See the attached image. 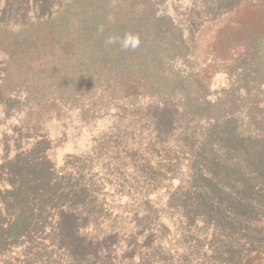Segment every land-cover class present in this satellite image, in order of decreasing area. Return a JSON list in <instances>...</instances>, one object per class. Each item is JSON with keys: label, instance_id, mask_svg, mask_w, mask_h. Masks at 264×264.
Returning a JSON list of instances; mask_svg holds the SVG:
<instances>
[{"label": "trees", "instance_id": "trees-1", "mask_svg": "<svg viewBox=\"0 0 264 264\" xmlns=\"http://www.w3.org/2000/svg\"><path fill=\"white\" fill-rule=\"evenodd\" d=\"M190 1L186 20L166 13L164 0L94 1L78 10L79 21L53 20L32 42L62 62L52 70L92 89L79 106L48 99L46 82L28 89L25 105L0 95V130L10 129L0 132V264H135L143 245V264L264 256V29L248 24L251 37L230 50L235 58L221 52L229 33L209 21L264 0ZM127 32L140 36L135 51L105 44ZM27 65L30 76L47 72L45 62ZM216 73L226 74L222 91L211 90ZM15 110L21 120L8 126ZM52 120L63 125L54 136ZM84 134L87 146L58 160L56 149ZM161 168L187 173L164 203ZM135 190L144 194L123 210L106 199Z\"/></svg>", "mask_w": 264, "mask_h": 264}, {"label": "rangeland", "instance_id": "rangeland-1", "mask_svg": "<svg viewBox=\"0 0 264 264\" xmlns=\"http://www.w3.org/2000/svg\"><path fill=\"white\" fill-rule=\"evenodd\" d=\"M94 1L100 2L102 0H0V68H2L4 60L5 63H9V71L5 76V80H1L0 93L2 94L0 95L3 97V100L8 101L11 97H15L17 94L19 98L23 99L25 105V96L28 89L34 84H42L46 82V89L51 88L49 94H52L51 97H49L48 94V99L54 100L56 103L68 102L71 105L77 106L84 102L87 104L89 103V96L92 89V86L89 85V80L85 79L81 81L78 80L77 77H75L71 72L65 73L60 69L52 70V67L57 64H61L62 62L60 60H56L55 62L52 60L48 61L47 56H56V54L48 52L47 50H43L40 47H34L32 42L48 35L47 26L48 24H54L53 20L58 18L64 20L65 22L68 20L67 23L69 24L79 21L80 19L78 18L77 14L78 10L88 8V6L93 5ZM187 1L188 0H185V5L180 8L179 4L182 2V0H164L162 8H166V13L173 17L178 16L180 13L179 16H181V19L186 20L187 16L189 17L190 15V10L192 9L191 1L189 4ZM187 4V10L184 12L183 10H185ZM254 5L256 4L253 3L248 7L244 4L241 7H237V9L230 15H226L227 13L224 11L222 14L220 12V14L217 15L213 21L209 20L210 23L212 22L211 25L217 24L218 29H225V32L229 33L228 37L231 36L230 38H226L230 39L229 46L221 49V52L227 54L233 53L235 54L236 58L237 51L230 50H234L233 48H238L237 44L240 40L251 37L252 29L249 28L248 24H255L257 29H264V2H261L260 7L258 8H255ZM227 6L230 7L231 4L221 3L218 5V7H215L225 9ZM156 7H158L160 10L161 4L160 6L156 5ZM43 14H50V18L47 19L48 17L46 15L43 16ZM21 22H28L30 25L28 28H22L20 26ZM208 26L209 25L205 27V32L202 30L201 34L203 37L208 32ZM209 29H212L211 26H209ZM219 32H222V30H219ZM209 35H212V33ZM200 48H202V46ZM227 48L228 50L224 51ZM10 54L15 56L12 60L10 59V56H12ZM58 54L62 55L63 57L69 55L60 54V52ZM28 55H31L32 59L27 57ZM210 58L213 57L210 56ZM28 62L31 64V68H35L37 65L45 62L47 72L42 73L43 75L40 76H30L28 74ZM228 64L229 62H226V65ZM210 84L212 86V91L217 89L222 91L223 87L228 84L226 80V74L216 73V75L213 76ZM12 90L14 91L10 93ZM39 100H41L40 95L34 98L33 103H36ZM3 109L4 108L0 106V115L3 112ZM21 109H23V107H21ZM19 117H21V114L15 110L7 123L8 126L18 124L21 120ZM104 122L105 119H101L99 121V126ZM46 125L51 129L53 136L63 131V125L61 122L52 120L51 122L46 123ZM3 130L10 132V129ZM3 130H0V132H3ZM84 135L85 136L79 140L78 145H76L74 141H68L67 143L58 147L55 152L57 154L58 160H60L61 156L67 151L85 148L88 144V138L86 137L87 134ZM160 167L158 166V168ZM186 175V169L182 168H173V170L168 168L160 169V179L155 182L157 184L160 183V187L162 189L160 198L162 203L166 202L169 194L175 191V189L180 185L181 180L185 178ZM132 192V195L129 193H125L123 195L115 193L113 199H111V195H108V198L106 199L110 203H117V205H120V210H123L125 206L131 205L132 200L134 201L138 199L137 197H140V195L144 194V192L141 193L137 190ZM155 196L156 195L148 197L151 199L152 203L157 202V197L155 198ZM115 209H117V207ZM172 219L174 218L172 217ZM66 227L72 228L69 224H67ZM173 232L174 230L172 229L170 233L173 234ZM144 248L145 245L141 246L140 250L138 249L136 252L137 257L135 260L138 262H135V264H143V262L140 260V255L142 254ZM255 257L256 255L254 254L253 257L249 258L246 262H241V264H247L248 261H252ZM174 262L178 263L176 261H168L167 264H174ZM144 263L149 264L147 261ZM124 264H126V262H124ZM154 264L161 263L155 261ZM254 264H264V256L260 255V258L257 259Z\"/></svg>", "mask_w": 264, "mask_h": 264}, {"label": "clouds", "instance_id": "clouds-1", "mask_svg": "<svg viewBox=\"0 0 264 264\" xmlns=\"http://www.w3.org/2000/svg\"><path fill=\"white\" fill-rule=\"evenodd\" d=\"M108 20L110 23L115 22V19L112 16H109ZM97 31H98V34H102L104 32V26L99 25ZM105 44L106 45L118 44L122 51H128V50L135 51L137 48H139L141 44V39H140L139 34H135L132 32L125 33L123 37L119 35L110 34L105 38Z\"/></svg>", "mask_w": 264, "mask_h": 264}, {"label": "bare ground", "instance_id": "bare-ground-1", "mask_svg": "<svg viewBox=\"0 0 264 264\" xmlns=\"http://www.w3.org/2000/svg\"><path fill=\"white\" fill-rule=\"evenodd\" d=\"M256 223H257V222H256ZM240 231H241V230H240ZM240 231H239V232H240Z\"/></svg>", "mask_w": 264, "mask_h": 264}]
</instances>
